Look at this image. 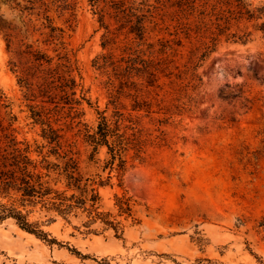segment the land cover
<instances>
[{
    "label": "rangeland",
    "instance_id": "obj_1",
    "mask_svg": "<svg viewBox=\"0 0 264 264\" xmlns=\"http://www.w3.org/2000/svg\"><path fill=\"white\" fill-rule=\"evenodd\" d=\"M184 22L174 0H0V145L76 159L112 222L37 205L44 238L0 221V264H264V44L205 52ZM117 114L122 171L88 142Z\"/></svg>",
    "mask_w": 264,
    "mask_h": 264
},
{
    "label": "trees",
    "instance_id": "obj_2",
    "mask_svg": "<svg viewBox=\"0 0 264 264\" xmlns=\"http://www.w3.org/2000/svg\"><path fill=\"white\" fill-rule=\"evenodd\" d=\"M174 4L180 20L185 21L183 27L188 29L192 26L208 39L202 47L205 52L211 51L221 38L245 45L259 36L264 44V3L253 4L248 0H174ZM34 57L38 62H50L44 55L36 54ZM59 67L65 68L59 64L51 69L52 78L55 75L59 77ZM64 74L69 78L67 72ZM65 81L74 83L71 78ZM60 93L64 100L74 95L63 89ZM116 116L118 120L114 127L102 117L94 134L88 135V142L92 153L98 147H106L109 156L106 167L122 171L127 163V152L134 143L125 132L120 131L118 122L123 116ZM48 134L52 141L58 143L60 136L56 130L49 128ZM18 144L14 139H8L0 145V221L13 219L23 231L44 238L38 223L28 221V214L39 205L40 209L55 212L64 219L80 209L87 212L88 223L100 218L106 225H112L106 220L109 215L96 212L99 200L97 189L91 180L84 177L76 159L64 154L58 155L64 160L61 164L43 160L42 165H38L30 158L28 147L20 148ZM136 147V152L140 153V147ZM122 203L127 206L122 212H128L127 201Z\"/></svg>",
    "mask_w": 264,
    "mask_h": 264
}]
</instances>
